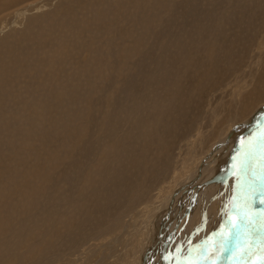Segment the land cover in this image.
Instances as JSON below:
<instances>
[{
	"label": "rangeland",
	"instance_id": "374dc122",
	"mask_svg": "<svg viewBox=\"0 0 264 264\" xmlns=\"http://www.w3.org/2000/svg\"><path fill=\"white\" fill-rule=\"evenodd\" d=\"M253 1L97 0L96 3L95 0H16L9 6L0 5V83L2 85H0L2 117H0V264H69L71 262L69 260L78 256L80 251L81 254L88 248L89 252L101 240L114 234L116 226L121 228L124 219H127V215L130 216L134 210H140L142 207L147 209V205L151 207L163 197L171 195L173 201L169 198L167 206L171 207L173 202V206L182 202L183 209L179 210L168 224H155L154 232L148 222L149 219L146 221V225L151 226L155 237L153 236L151 242L146 240L145 245L141 244L143 247L141 245L140 248L134 247L133 256H135L132 257L131 264L137 262L179 264L188 252L189 244H195L196 239L206 231L204 223H199L198 219L192 221L194 215L183 210L189 208V205L192 206L201 196L209 201L214 186L219 181L222 184L227 178L234 179L233 193H239L242 184L246 185L245 188H248V184L253 186L251 179L241 177L240 173L244 167V155L247 154L245 143L239 152L231 154L224 161L223 170L226 172L223 177L216 175L203 177L201 171L197 170L191 171V175L189 172L184 176L180 173L185 170L182 165L186 158L188 159L186 165L190 162L192 165L194 160L196 162L201 157L205 159L201 158L202 163L199 162V167L210 164L215 158L210 148L215 144H217L215 147H218L217 141L225 137L226 132L244 123L264 104V3L262 4L264 0ZM11 13H14L13 16ZM160 13L163 14L162 17ZM66 15H69V18ZM98 27L101 28L100 31ZM205 32L208 35L211 33V37ZM61 34L66 37L60 36ZM106 38L109 41H104L107 40ZM177 39L183 49L178 45ZM97 40L101 48L97 43H93ZM67 47L70 50L68 53ZM46 49L47 52H44ZM33 51L37 52V56ZM103 52L105 55L102 54ZM52 56L55 59H52ZM96 60L100 62L102 60L100 63L102 67ZM49 65L56 69L53 70ZM77 65L79 70L76 69ZM87 72L88 75L84 74ZM38 74H41V77ZM80 74L82 75L79 76ZM51 76L56 84L53 83ZM39 83L43 87H40ZM63 91H67V94H63ZM8 94H11L12 98L17 95L16 98L19 99L14 97L12 100ZM18 94L19 96L22 94L21 97H18ZM23 99L33 103L28 105L29 103ZM21 106L23 108L26 106L25 110L20 108ZM250 107L253 110L247 113L245 110ZM203 135L206 136L204 138L209 139H204L205 141L203 140L196 149L194 146H189L190 142L200 140L198 138ZM141 147L143 151L140 150ZM194 149L196 151L194 157H187L194 152ZM250 149H254L256 153L255 166L251 165L250 170L257 167V171H250L249 175H255L253 182L255 187H258L264 175L263 132L261 139L254 142ZM135 150H138L137 153ZM139 151L142 154L138 155ZM206 153L209 155L204 157ZM123 161L128 164L124 165ZM213 164L214 162L211 163ZM143 168L145 171L142 170ZM109 172L112 175L109 176ZM176 176H181L179 181L181 183L184 181L182 184H185V186L180 184L182 187L179 185L175 190L180 192L179 195L173 196V192L164 193L171 189V183ZM112 177H116L114 179L117 182L111 179ZM115 183L118 184V188ZM121 183L124 184L122 187ZM98 185H101L100 188ZM115 187L119 189V194L124 192L125 196L122 197L125 198L118 197L112 206L115 204L120 206H115L106 214L102 204L108 196L107 193ZM95 192L98 193V197ZM87 199L88 201H85ZM63 202L64 206H62ZM79 202L81 205L78 204ZM174 211L175 209L171 213ZM101 214L103 215L100 217ZM145 216L143 215V219ZM87 222H91L92 225ZM97 222L103 227L96 225ZM234 223L228 221V229L233 227ZM75 225L79 226L76 228ZM142 226H144L143 230L147 228L142 223L138 229ZM80 227L83 232L79 230ZM85 227L87 231L94 227L96 234L92 233L93 230L89 231L92 233L89 234ZM73 232L78 235H74ZM211 232L208 231V234ZM79 235H83L84 238ZM68 238L71 239L70 242ZM254 242L258 244L254 256L256 258L263 256L264 259V235L260 234L258 240ZM260 248L263 250L257 252ZM77 249L80 251L77 252ZM64 252H67V256Z\"/></svg>",
	"mask_w": 264,
	"mask_h": 264
},
{
	"label": "bare ground",
	"instance_id": "6f19581e",
	"mask_svg": "<svg viewBox=\"0 0 264 264\" xmlns=\"http://www.w3.org/2000/svg\"><path fill=\"white\" fill-rule=\"evenodd\" d=\"M14 1V2H13ZM15 1L16 0H0V5H7V6H9L10 4H12V3H15ZM26 1V0H25ZM96 1V3H98L97 2V0H95ZM143 1V0H142ZM151 1V0H150ZM209 1V0H208ZM211 1V0H210ZM245 1V0H244ZM251 1V0H250ZM253 1V0H252ZM147 2H148V0H147ZM159 2V1H158ZM214 1H212V3H213ZM254 2V1H253ZM143 3H145V2H143ZM149 3H151V2H149ZM156 3V1L154 2V4ZM205 3V2H204ZM256 3V2H255ZM261 3V2H260ZM264 2H262V4H263ZM36 4V3H35ZM146 4V3H145ZM152 4V3H151ZM175 4V3H174ZM149 5V4H148ZM197 5V4H196ZM202 5V4H201ZM201 5H199V6H201ZM261 5V4H260ZM264 5V4H263ZM17 6V5H16ZM33 6V5H32ZM185 6V5H184ZM189 6V5H188ZM193 6V5H192ZM195 6V5H194ZM13 7H14V5H13ZM26 7V6H25ZM29 7V6H28ZM97 7V6H96ZM191 7V6H190ZM8 8V7H7ZM6 8V9H7ZM24 8V7H23ZM175 8V7H174ZM204 8H205V6H204ZM248 8V7H247ZM10 9V8H9ZM14 9V8H13ZM28 9V8H27ZM26 9V10H27ZM72 9V8H71ZM185 9V8H184ZM208 9V8H207ZM3 10V9H2ZM21 10V9H20ZM24 10V9H23ZM25 10V11H26ZM199 10V9H198ZM201 10H202V8H201ZM241 10V9H240ZM5 11V10H4ZM7 11V10H6ZM13 11V10H12ZM149 11H151V10H149ZM159 11H161V10H159ZM179 11V10H178ZM186 11H187V9H186ZM194 11V10H193ZM2 12V11H1ZM8 12V11H7ZM6 12V13H7ZM10 12H11V10H10ZM9 12V13H10ZM19 12V11H18ZM27 12V11H26ZM26 12H24V14H26ZM166 12V11H165ZM169 12V11H168ZM168 12H166V13H168ZM174 12H176V11H174ZM195 12V11H194ZM5 13V14H6ZM15 13V12H14ZM14 13H11L12 14V16H13V14ZM20 13V12H19ZM180 13V12H179ZM198 13V12H197ZM200 13H201V11H200ZM207 13V12H206ZM10 14V15H11ZM17 14V13H16ZM15 14V15H16ZM73 14V13H72ZM90 14V13H89ZM159 14V13H158ZM157 13H156V15H158ZM163 14H165L164 12H163ZM162 13H160V16L161 15H163ZM173 14V13H172ZM171 14V15H172ZM177 14H178V12H177ZM176 14V15H177ZM190 14V13H189ZM8 15V14H7ZM170 15V14H169ZM170 15V16H171ZM21 16V15H20ZM67 16V15H66ZM69 16V15H68ZM67 16V17H68ZM80 16V15H79ZM166 16V15H165ZM204 16V15H203ZM56 17V16H55ZM153 17H154V15H153ZM159 17V16H158ZM162 17V16H161ZM161 17H159V19L161 18ZM194 17V16H193ZM247 17V16H246ZM69 18V17H68ZM76 18V17H75ZM79 18V17H78ZM166 18V17H165ZM168 18V17H167ZM166 18V19H167ZM3 19V18H2ZM64 19V18H63ZM74 19V18H73ZM158 19V18H157ZM175 19L177 20V18L175 17ZM179 19H181V18H179ZM192 19V18H191ZM60 20V19H59ZM161 20V19H160ZM167 20H169V19H167ZM166 20V21H167ZM43 21V20H42ZM60 21H62V20H60ZM59 21V22H60ZM170 21V20H169ZM49 22V21H48ZM63 22V21H62ZM176 22V21H175ZM184 22V21H183ZM40 23V22H39ZM55 23H56V21H55ZM66 23V22H65ZM64 23V24H65ZM180 23V22H179ZM178 23V24H179ZM185 23V22H184ZM2 24H3V22H2ZM53 24V23H52ZM62 24V23H61ZM67 24V23H66ZM84 24V23H83ZM98 24V23H97ZM160 24H161V22H160ZM176 24H177V22H176ZM197 24H199L198 22H197ZM196 24V25H197ZM1 25V24H0ZM51 25V24H50ZM49 25V26H50ZM109 25V24H108ZM162 25H163V23H162ZM162 25H160V26H162ZM171 25V24H170ZM180 25V24H179ZM70 26V25H69ZM199 26V25H198ZM60 27V26H59ZM87 27H88V25H87ZM179 27V26H178ZM196 27V26H195ZM242 27V26H241ZM162 28V27H161ZM160 28V29H161ZM166 28V27H165ZM168 28H170V27H168ZM183 28V27H182ZM198 28V27H197ZM51 29V28H50ZM49 29V30H50ZM53 29V28H52ZM59 29V28H58ZM61 29V28H60ZM65 29V28H64ZM63 29V30H64ZM73 28H71V30H72ZM101 29V28H100ZM100 29H99V27H98V30L100 31ZM108 29V28H107ZM106 29V30H107ZM110 29V28H109ZM159 29V30H160ZM181 29V28H180ZM186 29V28H185ZM195 29V28H194ZM36 30V29H35ZM87 30V29H86ZM121 29H119V31H120ZM162 30V29H161ZM46 31V30H45ZM51 31V30H50ZM55 31H56V29H55ZM118 31V30H117ZM174 31V30H173ZM182 31H183V29H182ZM200 31V30H199ZM20 32V31H19ZM43 32V31H42ZM58 32V31H57ZM60 32H62V30L60 31ZM71 32V31H70ZM72 32H73V30H72ZM87 32H89V31H87ZM104 32V31H103ZM109 32V31H108ZM110 32H112V31H110ZM115 32V31H114ZM162 32V31H161ZM166 32V31H165ZM175 32V31H174ZM191 32V31H190ZM195 32V31H194ZM200 32H202L203 33V31H200ZM206 32H208L207 30H206ZM205 32V34H207ZM59 33V32H58ZM64 33V32H63ZM74 33V32H73ZM93 33V32H92ZM105 33V32H104ZM107 33V32H106ZM17 34V33H16ZM15 34V35H16ZM100 34H102L103 35V33H100ZM166 34H168L167 32H166ZM174 34V33H173ZM185 34V33H184ZM191 33H189V35H190ZM193 34V33H192ZM204 34V35H205ZM211 34V33H210ZM210 34L208 35V36H210ZM36 35V34H35ZM64 35V34H63ZM62 34L60 35V36H62V37H64ZM101 35V36H102ZM113 35V34H112ZM163 36H164V34H162ZM187 35V34H186ZM200 35V34H199ZM40 36V35H39ZM88 36V35H87ZM89 36H91V35H89ZM88 36V37H89ZM159 36H160V34H159ZM168 36V35H167ZM196 36V35H195ZM197 36H198V34H197ZM66 37V36H65ZM92 37V36H91ZM98 37V36H97ZM165 37V36H164ZM172 37H175V36H172ZM211 37V36H210ZM202 38V37H201ZM17 39V38H16ZM80 39H83V38H80ZM107 40H104V41H109L108 40V38H106ZM165 39H166V37H165ZM180 39V38H179ZM186 39V38H185ZM188 39V38H187ZM202 39H204V38H202ZM41 40V39H40ZM73 40V39H72ZM100 40V39H99ZM103 40V39H102ZM101 40V41H102ZM173 40V39H172ZM171 40V41H172ZM195 40V39H194ZM22 41V40H21ZM75 42L77 41V39L76 40H74ZM170 41V42H171ZM177 41H178V39H177ZM187 40H185V42H186ZM201 41V40H200ZM239 41V40H238ZM73 42V41H72ZM88 42H90V41H88ZM173 42H174V40H173ZM185 42H182V43H185ZM188 42V41H187ZM192 42V41H191ZM199 42V41H198ZM208 42V41H207ZM20 43V42H19ZM35 43V42H34ZM63 43V42H62ZM79 43V42H78ZM85 43H86V41H85ZM94 44L95 43H97L98 44V40L97 41H95V42H93ZM176 43V42H175ZM60 44V43H59ZM82 44V43H81ZM87 44V43H86ZM90 44V43H89ZM174 44V43H173ZM177 44V43H176ZM181 44V43H180ZM187 44V43H186ZM185 44V45H186ZM38 45V44H37ZM56 45V44H55ZM76 45V44H75ZM84 45V44H83ZM91 45V44H90ZM99 45V44H98ZM175 45V44H174ZM173 45V46H174ZM178 45H179V41H178ZM184 45V44H183ZM184 45V46H185ZM198 45V44H197ZM213 45V44H212ZM7 46V45H6ZM26 46V45H25ZM28 46V45H27ZM54 46V45H53ZM67 46V45H66ZM78 46V45H77ZM76 46V47H77ZM87 46H88V44H87ZM86 46V47H87ZM102 46V45H101ZM180 47L182 46V45H179ZM24 47V46H23ZM39 47V46H38ZM57 47V46H56ZM81 47V46H80ZM83 47V46H82ZM84 47H85V45H84ZM90 47V46H89ZM99 47H100V45H99ZM176 47V46H175ZM174 47V48H175ZM180 47H178L179 49H180ZM208 47V46H207ZM22 48V47H21ZM28 48H30V47H28ZM44 48V47H43ZM42 48V49H43ZM63 48V47H62ZM68 48V47H67ZM66 48V49H67ZM70 48H71V46H70ZM88 48V47H87ZM101 48V47H100ZM116 48V47H115ZM173 48V47H172ZM177 48V49H178ZM182 49L184 48L183 46L181 47ZM49 49H51V48H49ZM78 49V48H77ZM96 49V48H95ZM108 49V48H107ZM24 50V49H23ZM52 50V49H51ZM50 50V51H51ZM61 50V49H60ZM64 51H65V48L63 49ZM103 50V49H102ZM101 50V51H102ZM106 50V49H105ZM28 51H30L29 49H28ZM36 51H37V49H36ZM49 51V52H50ZM70 50H69V48H68V51H67V53L69 52ZM73 51H75V50H73ZM82 51V50H81ZM85 51V50H84ZM88 51V50H87ZM98 51H100V49L98 50ZM109 51V50H108ZM180 51V50H179ZM232 51V50H231ZM32 52V51H31ZM39 52V51H38ZM44 52H47V49H46V51L44 50ZM49 52L47 53V55L49 56ZM55 52V51H54ZM75 52H77V51H75ZM212 52V51H211ZM234 52V51H233ZM22 53V52H21ZM26 54H27V52H25ZM33 53H35V55H36V53L37 52H34L33 51ZM41 53V52H40ZM51 53V52H50ZM82 53V52H81ZM100 53V52H99ZM108 53V52H107ZM171 53V52H170ZM175 53H178V52H175ZM184 53H185V51H184ZM213 53V52H212ZM30 53H28V55H29ZM61 54V53H60ZM90 54H92V53H90ZM102 54H104V52L102 53ZM110 54H111V52H110ZM169 54V53H168ZM172 54V53H171ZM3 55V54H2ZM23 55V54H22ZM46 55V54H45ZM44 55V56H45ZM52 55V54H51ZM56 55H57V53H56ZM76 55H78V53L76 54ZM81 55V54H80ZM79 55V56H80ZM105 55V54H104ZM107 55V54H106ZM177 55V54H176ZM175 55V56H176ZM211 55H213V54H211ZM231 55V54H230ZM1 56V55H0ZM37 56V55H36ZM35 56V57H36ZM39 56V55H38ZM41 56V55H40ZM43 56V58H46V57H44ZM78 56V57H79ZM83 56V55H82ZM88 56H91V55H88ZM96 56H98V55H96ZM107 56H109V54L107 55ZM106 56V57H107ZM172 56H173V54H172ZM214 56V55H213ZM10 57V56H9ZM14 57H16V56H14ZM58 57H60V56H58ZM77 57V58H78ZM105 57V58H106ZM110 57H112V55L110 56ZM2 58H3V56H2ZM40 58V60H42V58L41 57H39ZM38 58V59H39ZM48 58V57H47ZM57 58V57H56ZM61 58V57H60ZM72 58V57H71ZM71 58H70V61H71ZM83 58V57H82ZM92 58V57H91ZM98 58V57H97ZM100 58H101V56H100ZM99 58V59H100ZM109 58V57H108ZM114 58V57H113ZM165 58H167V57H165ZM180 58V57H179ZM24 59V58H23ZM29 58H27V60H28ZM33 60H35V58H32ZM52 59H55L53 56H52ZM62 59V58H61ZM73 59V58H72ZM168 59V58H167ZM93 60V59H92ZM103 60V59H102ZM102 60H101V62H102ZM104 60H107V59H104ZM16 61V60H15ZM39 61V60H38ZM65 62H66V60H64ZM79 61V60H78ZM81 61V60H80ZM86 61V60H85ZM85 61H84V63H85ZM97 61V63L99 62V64L101 63L100 62V60L98 61V60H96ZM108 61V60H107ZM109 61H111L112 62V60H109ZM159 61H161V60H159ZM168 61V60H167ZM206 61V60H205ZM204 61V62H205ZM53 62H55L54 60H53ZM91 62V61H90ZM106 62V61H105ZM104 62V63H105ZM166 62V61H165ZM180 62V61H179ZM19 63V62H18ZM47 62H45V64H46ZM49 63V62H48ZM89 63V62H88ZM88 63H86V64H88ZM97 63H96V65H97ZM160 63V62H159ZM185 63V62H184ZM2 64V63H1ZM15 64H17V61H16V63ZM35 64V63H34ZM54 64V63H53ZM68 64V63H67ZM85 64V65H86ZM98 64V65H99ZM106 64V63H105ZM108 64H110L109 62H108ZM107 64V65H108ZM162 64V63H161ZM183 64V63H182ZM21 65V64H20ZM24 65V64H23ZM153 65H160V64H154L153 63ZM1 66V65H0ZM11 66H12V64H11ZM15 66V65H14ZM48 66V65H47ZM49 66H51V65H49ZM88 66V65H87ZM100 66L102 67V65L100 64ZM104 66V65H103ZM106 66V65H105ZM38 67V66H37ZM53 66H51L50 68H52ZM55 67V66H54ZM60 67H61V65H60ZM60 67H58V69H61ZM109 67H110V65H109ZM10 68V67H9ZM17 68V67H16ZM79 67H78V65H77V68L76 69H78ZM104 68V67H103ZM161 68V67H160ZM187 68H188V66H187ZM21 69V68H20ZM26 69V68H25ZM28 69V68H27ZM53 70H55L56 68H52ZM57 69V70H58ZM68 69V68H67ZM156 69H158V68H156ZM186 69V68H185ZM30 70V69H29ZM43 70H44V68H43ZM79 70V69H78ZM77 70V71H78ZM87 70V69H86ZM164 70V69H163ZM30 71H32V70H30ZM83 71H84V69H83ZM150 71V70H149ZM149 71H147V72H149ZM152 71V70H151ZM157 71V70H156ZM160 71H162L161 69H160ZM174 71V70H173ZM43 72V71H42ZM51 71L49 70V73H50ZM53 72V71H52ZM57 72V71H56ZM76 72V71H75ZM80 72H81V70H80ZM9 73V72H8ZM39 73V72H38ZM47 73V72H46ZM62 73V72H61ZM68 73V72H67ZM149 73H151V72H149ZM149 73H148V75H149ZM11 74V73H10ZM45 74V73H44ZM60 74V73H59ZM63 74H64V70H63ZM72 74V73H71ZM84 74H89V72H87V73H84ZM161 74V73H160ZM164 74V73H163ZM166 74V73H165ZM184 74V73H183ZM187 74V73H186ZM2 75V74H1ZM4 75V74H3ZM7 75V74H6ZM41 75V74H40ZM39 74H38V76H40ZM51 75V74H50ZM52 75H54L53 73H52ZM56 75H58V73L56 74ZM82 74H80L79 76H81ZM45 76H46V74H45ZM44 76V77H45ZM77 75H75V77H76ZM85 76V75H84ZM83 76V77H84ZM158 76V75H157ZM179 76V75H178ZM182 76V75H181ZM1 77V76H0ZM4 77V76H3ZM7 77H8V75H7ZM41 77V76H40ZM42 77H43V75H42ZM71 77V76H70ZM69 77V78H70ZM73 77H74V75H73ZM166 77H167V75H166ZM5 78V77H4ZM48 78V77H47ZM47 78H45L46 80H48ZM51 78H52V76H51ZM57 78V77H56ZM68 78V79H69ZM87 78V77H86ZM14 79V78H13ZM40 79V78H39ZM50 79V78H49ZM53 79V78H52ZM72 79V78H71ZM74 79V78H73ZM78 79H79V77H78ZM84 79V78H83ZM160 79V78H159ZM168 79V78H167ZM42 80V79H41ZM45 80V81H46ZM55 79H53V81H54ZM70 80V79H69ZM81 80V79H80ZM152 80H153V78H152ZM151 80V81H152ZM23 81V80H22ZM27 81V80H26ZM51 81V80H50ZM49 81V83H51ZM52 81V82H53ZM79 81V80H78ZM83 81V80H82ZM154 81V80H153ZM164 81V80H163ZM36 82V81H35ZM75 82V81H74ZM77 82V81H76ZM75 82V83H76ZM32 83V82H31ZM41 83V82H40ZM40 83L38 84L40 87H43V86H41L40 85ZM54 84H56L55 83V81L53 82ZM85 82H83V84H84ZM161 83H163V82H161ZM41 84H43V83H41ZM70 84V83H69ZM86 84V83H85ZM0 85H1V83H0ZM35 85V84H34ZM37 85V86H38ZM64 85V84H63ZM159 85V84H158ZM2 86V85H1ZM37 86H35V87H37ZM45 86H47V85H45ZM52 86V85H51ZM85 86V85H84ZM156 86V85H155ZM164 86V85H163ZM15 87V86H14ZM33 87V86H32ZM39 87V88H40ZM48 87V86H47ZM159 87V86H158ZM157 87V88H158ZM165 87V86H164ZM15 88H17V87H15ZM19 88V87H18ZM38 88V89H39ZM163 88V87H162ZM19 89H21V88H19ZM18 89V90H19ZM37 89V90H38ZM42 89V88H41ZM164 89V88H163ZM10 90V89H9ZM15 90V89H14ZM13 90V91H14ZM17 90V89H16ZM44 90V89H43ZM165 90H166V87H165ZM11 91V90H10ZM9 91V92H10ZM21 91V90H20ZM167 91V90H166ZM8 92V91H7ZM22 92V91H21ZM11 93V92H10ZM13 93V92H12ZM16 93H18V91H16ZM64 93H66L67 94V91L66 92H64L63 91V94ZM74 93V92H73ZM164 94H165V92H163ZM9 95V94H8ZM22 95V94H21ZM21 95L19 96V94H18V97H21ZM156 95V94H155ZM154 95V96H155ZM10 97H11V94L9 95ZM17 96V95H16ZM16 96H14L15 98H16ZM25 96L26 97H28L26 94H25ZM14 97L12 98V100L14 99ZM62 97V96H61ZM60 97V98H61ZM67 98H69V97H66V99ZM17 100L19 99V98H16ZM25 99H27V98H25ZM28 99H29V97H28ZM27 99V100H28ZM166 99V98H165ZM11 100V99H10ZM9 99H8V101H10ZM16 100V101H17ZM27 100H24L23 99V101H27ZM32 100V99H31ZM62 101L64 100V99H61ZM154 100V99H153ZM167 100V99H166ZM22 101V100H21ZM22 101V102H23ZM29 101V100H28ZM27 101V103H29ZM67 101V100H66ZM173 101V100H172ZM11 102H14V101H11ZM22 102H21V104H22ZM58 102H60V101H58ZM65 102V101H64ZM139 102V101H138ZM168 102V101H167ZM169 102H171V101H169ZM174 102V101H173ZM4 103V102H3ZM16 103H18V102H16ZM30 103H33V102H30ZM30 103L28 104V105H30ZM67 103V102H66ZM66 103H64L65 105H67ZM74 103V102H73ZM42 104V103H41ZM45 104V103H44ZM166 104H168V103H166ZM173 104V103H172ZM14 105H16V104H14ZM18 105V104H17ZM20 105V104H19ZM27 105V104H26ZM27 105V107L29 108V106ZM60 105V104H59ZM63 105V104H62ZM65 105H64V107H65ZM12 106V105H11ZM57 106V105H56ZM68 106V105H67ZM264 104L263 105H261L260 107L261 108H259V109H257L256 110V112L252 115V116H250L249 118H248V120H245V122L244 123H241V125H238L236 128H234V129H231V130H229L228 132H226V134H225V137L223 138V137H221L222 139H220L219 140V142L217 141V143H218V147H215L217 144H215V145H213L211 148H210V151H213V155L215 156V158L213 159V160H211V162H210V164H207L206 166H203V167H199V162L200 163H202L201 161H202V159L201 158H199V159H197L196 160V162H195V160H194V163L191 165L190 163L188 164V165H186V162L188 161V159L186 160H184V164L182 165L183 167V169L185 168V170L183 171V172H180L181 174H182V176H184V174L186 173V172H189V174L191 175L192 173H191V171H194V170H197V171H201V173L203 174V177H209L210 175H216L217 177H223V174L226 172L225 170H223V168L225 167L224 166V161H226V159H227V157L228 156H230L231 154H235V152L237 153V152H239V149L241 148V146L245 143V145H246V147H245V150L247 151V154L246 155H244V157H245V160H244V163H243V170L242 171H240V173L242 174L241 175V177H248L249 178V180L251 179V183H253V186L251 185V184H248V188H245L246 187V185H243L242 184V186L240 187L241 188V190H240V192L239 193H233V191H232V188H233V185H234V179L233 178H227L226 179V181H224L222 184L220 183V181L218 182V184H216L215 186H214V188L212 189V192H211V196L209 197V201H207V199L204 197V196H201V198L199 199V200H197V201H195V203L191 206V205H189V208H185L183 211L185 212V211H189V213L190 214H192V215H194V217L195 218H192L191 220L192 221H194L195 219H198L199 220V223H204L205 225L204 226H206V231H207V228H208V231L210 232V231H212L211 233H209L208 234V231L206 232H204L203 233V235L200 237V238H197L196 239V241H195V244L193 243V245H190L189 244V250H188V252L186 253V255L184 256V258L183 259H181L180 260V262H179V264H258V263H261V262H264L263 260V256H262V258H259L258 256H257V258H256V256H254V253H255V251H256V249H257V247H258V244H257V242H254V241H256V240H258V237L260 236V234L262 235H264V175L261 177V182H259L258 183V187H255V183L253 182V177H255V175H252V176H250L249 175V172L250 171H254L255 170V172L257 171V167H255V168H253L252 170H250L251 169V165H253V166H255V157H256V153H255V150L254 149H250V147L252 146V144L254 143V142H257V140H259V139H261V133L263 132V134H264V117H263V115H264ZM17 107H19V106H17ZM17 107H14L15 109L17 108ZM63 107V106H62ZM20 108H22V109H24L25 110V108H26V106H25V108H23L22 106L20 107ZM19 108V109H20ZM133 108V107H132ZM163 108V107H162ZM13 109V108H12ZM14 109V110H15ZM18 108H17V110H19ZM31 109V108H30ZM37 109V108H36ZM36 109H34V110H36ZM134 109V108H133ZM169 109V108H168ZM163 110H165V109H163ZM173 110V109H172ZM253 110V108H248V109H246L245 111L248 113L249 111H252ZM28 111V110H27ZM37 111V110H36ZM135 111V110H134ZM170 111H171V109H170ZM20 112V111H19ZM18 112V113H19ZM32 112H33V110H32ZM168 113V112H167ZM170 113H172V112H170ZM2 114V113H1ZM20 114H21V112H20ZM30 114V113H29ZM38 114V113H37ZM40 114V113H39ZM169 114V113H168ZM36 115V114H35ZM34 115V116H35ZM127 115V114H126ZM125 115V116H126ZM131 115V114H130ZM135 115V114H134ZM169 115H171V114H169ZM5 116V115H4ZM18 116V115H17ZM33 116V115H32ZM128 116V115H127ZM0 117H1V115H0ZM123 117V116H122ZM133 117V116H132ZM2 118V117H1ZM8 118V117H7ZM6 118V119H7ZM34 118V117H33ZM126 118V117H125ZM134 118V117H133ZM132 118V119H133ZM164 118V117H163ZM163 118H161L163 121H164V119ZM5 119V118H4ZM14 119V118H13ZM131 119V120H132ZM165 119H167L166 117H165ZM2 120V119H1ZM135 120H137L136 118H135ZM2 121H5V120H2ZM9 121V120H8ZM22 121V120H21ZM125 121V120H124ZM140 121V120H139ZM203 121V120H202ZM206 121V120H205ZM204 121V122H205ZM216 121V120H215ZM10 122V121H9ZM130 122V121H129ZM133 122V121H132ZM137 122H138V120H137ZM162 121H160V123H161ZM166 122V121H165ZM171 122H172V120H171ZM139 123V122H138ZM159 123V122H158ZM127 124V123H126ZM1 125H2V123H1ZM9 125V124H8ZM132 125V124H131ZM140 125V124H139ZM159 125H161V124H159ZM159 125H157V126H159ZM199 125H201L200 123H199ZM17 126V125H16ZM162 126V125H161ZM160 126V127H161ZM103 127V126H102ZM194 127H196V126H194ZM6 128V127H5ZM197 128H198V125H197ZM196 128V129H197ZM205 128V127H204ZM105 129V128H104ZM152 129H155V128H152ZM157 129V128H156ZM196 129H195V131H196ZM201 129H203V128H201ZM158 130H160V129H158ZM193 130V129H192ZM153 131V130H152ZM172 131V130H171ZM173 131H175V130H173ZM197 131H198V129H197ZM159 132V131H158ZM214 132V131H213ZM171 133V132H170ZM190 133V132H189ZM199 133V132H198ZM197 133V134H198ZM212 133V132H211ZM173 134V133H172ZM196 134V135H197ZM213 134V133H212ZM134 135V134H133ZM171 135V134H170ZM194 135V134H193ZM195 135V136H196ZM211 135V134H210ZM204 136L205 135H203L202 137H199L198 139H200V140H197V141H193V142H190V144H189V146L190 147H195V149L202 143V141L204 140V139H206V140H208L209 138H204ZM193 138H194V136H192ZM197 137H198V135H197ZM206 137V136H205ZM212 137V136H211ZM15 140V139H14ZM173 141V140H172ZM187 141V140H186ZM205 141V140H204ZM250 141H251V144H250ZM98 142V141H97ZM141 142V141H140ZM140 142H139V145H140ZM195 142H197L196 144H195ZM209 142V141H208ZM134 143V142H133ZM138 143V142H137ZM172 143V142H171ZM135 144V143H134ZM220 144H224L223 146H219ZM98 145V144H97ZM123 145V144H122ZM136 146V145H135ZM142 146V145H141ZM248 146H250V147H248ZM138 148V147H137ZM136 148V149H137ZM216 148V149H215ZM128 149V148H127ZM195 149H194V152L190 155V156H187V157H191V156H193L194 157V154H195ZM229 150V151H224V150ZM236 149V150H235ZM139 150V149H138ZM137 150V151H138ZM140 150H142V147L140 148ZM147 150V149H146ZM13 151V150H12ZM125 151H127V150H125ZM136 151V150H135ZM137 151H136V153H137ZM143 151V150H142ZM241 151V150H240ZM10 152V151H9ZM129 152H130V150H129ZM146 152V151H145ZM139 153H140V151L138 152V155H139ZM132 154V153H131ZM140 154H142V153H140ZM97 155V154H96ZM129 155V154H128ZM134 155V154H133ZM143 155H144V152H143ZM206 155V156H205ZM209 155V154H208ZM207 155V153L206 154H204V157H207L208 156ZM102 156V155H101ZM119 156V155H118ZM137 156V155H136ZM145 156V155H144ZM147 156V155H146ZM149 156V155H148ZM124 157V156H123ZM129 157V156H128ZM134 157V156H133ZM141 157H142V155H141ZM236 157V156H235ZM136 158V157H135ZM143 158V157H142ZM141 158V159H142ZM148 158V157H147ZM125 159V158H124ZM128 159H131V158H128ZM134 159V158H133ZM189 159H191V158H189ZM201 159V160H200ZM205 159V158H204ZM203 159V160H204ZM208 159V158H207ZM232 159V158H231ZM94 160V159H93ZM139 160V159H138ZM143 160H145V159H143ZM172 160L174 161V158L172 157ZM233 160V159H232ZM231 160V161H232ZM235 160V159H234ZM130 161V160H129ZM146 161V160H145ZM230 161V162H231ZM132 162V161H131ZM141 162V161H140ZM212 162H214V164L213 165H211V163ZM123 163H124V161H123ZM130 163V162H129ZM136 163V162H135ZM138 163V162H137ZM136 163V164H137ZM145 163V162H144ZM208 163V162H207ZM231 163H233L234 164V162L232 161ZM128 164V163H127ZM127 164H125L124 163V165H127ZM226 164V163H225ZM173 165V164H172ZM201 165V164H200ZM204 165V164H203ZM231 165V164H230ZM134 166V165H133ZM143 166V165H142ZM141 166V167H142ZM132 167V166H131ZM144 167V166H143ZM234 167H236V165L234 166ZM169 168V167H168ZM241 168V167H240ZM136 169V168H135ZM228 169H229V167H228ZM137 170V169H136ZM142 170H144L145 171V169L143 168ZM230 170V169H229ZM230 172H231V170H230ZM110 173V172H109ZM197 173V172H196ZM195 173V174H196ZM234 173V172H233ZM109 176L110 175H112L111 173L110 174H108ZM227 175V174H226ZM229 175V174H228ZM198 176V175H197ZM196 176V177H197ZM96 177V176H95ZM94 177V178H95ZM102 177V176H101ZM106 177V176H105ZM133 177V176H132ZM191 177V176H190ZM231 177V176H230ZM234 177V176H233ZM103 178V177H102ZM107 178V177H106ZM114 178H116V177H112L111 179H114ZM192 178V177H191ZM195 178V177H194ZM179 179H181V176L180 177H174V180L172 181V186H171V189L169 190V191H166V192H164V193H171V192H173L174 194H173V196L174 195H179V191H177V192H175V190H177L179 187V185L181 184V185H184L185 186V184H182L180 181H179ZM201 179V178H200ZM199 179V180H200ZM205 179V178H204ZM233 179V180H232ZM115 180V179H114ZM203 180V179H202ZM106 181V180H105ZM110 181V180H109ZM191 181V180H190ZM100 182V181H99ZM107 182V181H106ZM114 181H112V183H113ZM115 182H117L116 180H115ZM109 183V182H108ZM120 183V182H119ZM124 183V182H123ZM191 183V182H190ZM228 183H230L228 186H226V184H228ZM103 184H105V183H103ZM114 184V183H113ZM116 184V183H115ZM122 184V183H121ZM124 184H126V183H124ZM124 184H122L121 185V187L124 185ZM192 184V183H191ZM180 185V187H182ZM194 185V184H193ZM91 186H93V185H91ZM99 186V185H98ZM101 186V185H100ZM100 186H99V188H100ZM108 186V185H107ZM107 186H105L106 188H107ZM110 187H111V185H109ZM115 186V185H114ZM118 186V184H116V187ZM175 186V187H174ZM226 186V188H224ZM96 187V186H95ZM103 187V186H102ZM112 188L108 193H107V195L108 196H106L107 198L104 200V202H103V204H102V207H103V209L105 210V212H106V214L108 213V211H110L111 209H113V208H115V206H120V204L118 205V204H115V206H112V203H114L115 202V200L118 198V197H122L123 195H124V192L122 191L120 194H119V189H117V188ZM124 187H126V186H124ZM173 187H174V189H173ZM89 188V187H88ZM91 188H93L94 189V187H91ZM98 188V189H99ZM109 188V187H108ZM128 187H126V189H127ZM181 189V188H180ZM194 189V188H193ZM246 189L248 190V191H246ZM89 190V189H88ZM97 190V189H96ZM103 190V189H102ZM127 190H129V189H127ZM90 191V190H89ZM99 191H101V190H99ZM104 191H105V188H104ZM108 191V190H107ZM119 191V192H118ZM125 191V190H124ZM93 193H94V191H92ZM128 192V191H127ZM92 193V194H93ZM105 193H106V191H105ZM130 193V192H129ZM208 193V192H207ZM92 194H90V195H92ZM95 194H96V192H95ZM94 194V195H95ZM98 194V193H97ZM97 194H96V196H97ZM134 194H136V193H134ZM187 194V193H186ZM185 194V195H186ZM195 194V193H194ZM194 194L192 195V197L194 196ZM209 194V193H208ZM233 194V195H232ZM86 195V194H85ZM131 195H133V194H131ZM138 195V194H137ZM136 195V196H137ZM93 196V195H92ZM100 196V195H99ZM102 196V195H101ZM104 196V195H103ZM102 196V197H103ZM125 196V195H124ZM172 196V195H171ZM171 196H169V197H163V199H161V201L160 202H157V203H155V204H153L152 206H153V208H151V207H149V205H147V209L145 208V207H142V208H140V210H134L133 212H132V214L130 215V216H128L127 215V219H124V221L125 222H123L122 223V225L120 226L121 228H118L117 226H116V231L114 232V234H112V235H110L109 237H107V238H105V239H103V240H101L100 241V243H98L97 245H95L94 247H92L91 249H90V251L88 252V248H87V246H85L87 249L83 252V253H81L80 254V250L79 249H77V252H79V255L78 256H76L75 258H73L72 260H69V261H71V262H69V264H131V260H132V257H134L133 256V253H134V247H138V248H140V245L141 244H144L145 245V241L146 240H152L153 239V232H154V230L156 231V229H155V224H158V225H164V223H169L170 222V219H172L176 214H177V212H179V210H181V209H183V206H184V203H182V202H180L178 205H176V206H173V204H174V202L172 203V205H171V207H169V206H167V203H169L168 202V199L169 198H171ZM98 197V196H97ZM120 197V198H121ZM131 197V196H130ZM133 197V196H132ZM138 197V196H137ZM191 197V198H192ZM85 198H86V196H85ZM123 198V197H122ZM125 198V197H124ZM123 198V199H124ZM129 198V197H128ZM136 198V197H135ZM178 199H179V197H178ZM177 199V200H178ZM18 200V199H17ZM21 200V199H20ZM129 200V199H128ZM130 200H131V198H130ZM134 200V199H133ZM171 200H172V198H171ZM177 200H175V201H177ZM191 200V199H190ZM85 201H88V199L87 200H85ZM117 201V200H116ZM127 201V200H126ZM173 201V200H172ZM19 202V201H18ZM67 202V201H66ZM68 202H69V200H68ZM71 202V201H70ZM128 202V201H127ZM129 202H133V201H129ZM12 203V202H11ZM15 203H16V201H15ZM74 203V202H73ZM82 203H84L83 201H82ZM89 203V202H88ZM92 203H93V201H92ZM116 203V202H115ZM178 203V202H177ZM12 204H14V203H12ZM71 205H72V203H70ZM78 204H80L81 205V203L79 202ZM124 204V203H123ZM129 204H131V203H129ZM146 204V203H145ZM15 205V204H14ZM13 205V206H14ZM23 205V204H22ZM66 205H68V204H66ZM75 205V204H74ZM84 205V204H83ZM86 205V204H85ZM122 205V204H121ZM133 205H135L136 206V204H133ZM57 206V205H56ZM62 206H64V202L62 203ZM77 206V205H76ZM127 206V205H126ZM11 207H12V205H11ZM69 207V206H68ZM74 207V206H73ZM78 207V206H77ZM76 207V208H77ZM130 208H132L131 206H129ZM78 208H80V207H78ZM119 208V207H118ZM56 209V208H55ZM54 209V210H55ZM57 209H59V208H57ZM56 209V210H57ZM81 209V208H80ZM86 209V208H85ZM173 209H175V211H174V213H171V211H173ZM193 209V210H192ZM83 210V209H82ZM13 211H14V209H13ZM84 211H86V210H84ZM103 211V210H102ZM56 212V211H55ZM92 212V211H91ZM100 212V211H99ZM111 212V211H110ZM115 212H117L116 210H115ZM92 213H94V212H92ZM13 214V213H12ZM98 214V213H97ZM100 214V213H99ZM87 215V214H86ZM103 214H101L100 215V217L102 216ZM111 215H113V214H111ZM143 215H146L145 216V218L143 219ZM57 216V215H56ZM92 216V215H91ZM108 216V215H107ZM95 217V216H94ZM104 217V216H103ZM13 218H14V215H13ZM89 218V217H88ZM91 218V217H90ZM98 218V217H97ZM97 218H95L96 220H97ZM119 218V220H121L120 219V217H118ZM15 219H16V217H15ZM95 219H93V220H95ZM149 219V223L151 224V226H152V230H153V232H152V230H151V226H147L146 225V221ZM175 219V218H174ZM244 219H246L245 221H244ZM17 220V219H16ZM53 220V219H52ZM90 220V219H89ZM105 220V219H104ZM33 221H35V220H33ZM56 221V220H55ZM111 221H112V219H111ZM230 222V223H233V222H235L234 223V225H233V227H231V228H229L228 229V226H229V224L227 225V222ZM37 222V221H36ZM36 222H35V224H36ZM54 222V221H53ZM99 222V221H98ZM98 222H97V224L96 225H99L98 224ZM116 222V221H115ZM208 222V223H207ZM244 222V223H243ZM27 223V222H26ZM88 223V222H87ZM100 223H102V222H100ZM107 223V222H106ZM105 223V224H106ZM145 224V226H147V228H145L144 230H143V228H144V226H142V228H140V229H138L139 228V226L141 225V224ZM160 223V224H159ZM241 223H243V226L241 227V229H239V231H237V226H239ZM5 224V223H4ZM3 224V225H4ZM8 224V223H7ZM6 224V225H7ZM32 224H34L33 222H32ZM89 225L91 224V222L90 223H88ZM95 224H93V225H95ZM104 224V223H103ZM148 224V223H147ZM1 225V224H0ZM17 225V224H16ZM47 225H49V224H47ZM50 225H51V223H50ZM71 225V224H70ZM92 225V224H91ZM102 225V224H101ZM101 225H99V226H101ZM107 225V224H106ZM174 225V224H173ZM196 225V224H195ZM194 225V226H195ZM197 225H198V223H197ZM24 226V225H23ZM22 226V227H23ZM39 226H41V225H39ZM39 226H36V227H39ZM46 226V225H45ZM76 226V225H75ZM79 225H77L76 226V228L78 227ZM81 226H82V223H81ZM85 226V225H84ZM98 226V227H99ZM171 226V225H170ZM29 227H30V225H29ZM102 227H103V225H102ZM200 227V226H199ZM203 227V226H202ZM13 228V227H12ZM24 228V227H23ZM82 228H84V227H82ZM86 228V227H85ZM88 228H90V227H88ZM92 228V227H91ZM159 228H161V226L159 227ZM170 228V227H169ZM174 228V227H173ZM181 228V227H180ZM198 228V227H197ZM4 229H5V227H4ZM14 229H15V227H14ZM17 229V228H16ZM19 229V228H18ZM45 229V228H44ZM49 229V228H48ZM66 229V228H65ZM30 229H28V231H29ZM45 230H47V228L45 229ZM50 230V229H49ZM75 230H77V229H75ZM79 230H81L82 232H83V229H81V227L79 228ZM78 230V231H79ZM88 229L86 228V231H87ZM91 230H93V232L92 233H94V234H96L95 233V231H94V227H93V229H91ZM91 230H89L90 232H91ZM171 230V229H170ZM190 230V229H189ZM201 230V229H200ZM13 231V230H12ZM20 231H22L21 229H20ZM74 231V230H73ZM81 231H80V233H81ZM89 231H87L88 233H89ZM197 231H199V230H197ZM16 232V231H15ZM40 232V231H39ZM66 232V231H65ZM85 232V231H84ZM18 233V232H17ZM74 233V232H73ZM92 233H89V234H92ZM157 233V232H156ZM41 234H42V231H41ZM76 233H74V235H75ZM81 234H83V233H81ZM178 234H179V232H178ZM8 235V234H7ZM65 235V234H64ZM74 235H73V237H74ZM76 235H78V233L76 234ZM84 235V234H83ZM83 235H79L80 237L82 236V238H84L83 237ZM85 235H87L86 233H85ZM162 235V234H161ZM160 235V237L162 238V236ZM181 235V234H180ZM187 235V234H186ZM66 236H68V235H66ZM88 236V235H87ZM90 236H92V235H90ZM89 236V238L91 239V237ZM43 237H44V235H43ZM97 237V236H96ZM155 237V236H154ZM181 237H183V235L181 236ZM11 238V237H10ZM72 238V237H71ZM95 238V237H94ZM99 238V237H98ZM97 238V239H98ZM177 238V237H176ZM188 238V237H187ZM61 240H63L62 238H60ZM69 239V242L71 241V239L70 238H68ZM77 239V238H76ZM96 239V238H95ZM157 239H159V238H157ZM156 239V240H157ZM163 240H164V238H162ZM178 239V238H177ZM253 239H255V240H253ZM260 239V238H259ZM29 240V239H28ZM66 240V239H65ZM78 240V242H79V239H77ZM76 240V241H77ZM92 240V239H91ZM160 240V239H159ZM179 240V239H178ZM182 240H184V239H182ZM190 240V239H189ZM253 240V241H252ZM82 241H83V239H82ZM198 241V242H197ZM5 242V241H4ZM67 242V241H66ZM74 242H75V240H74ZM84 242V241H83ZM85 242H86V240H85ZM151 242V241H150ZM149 242V243H150ZM170 242V241H169ZM251 242V243H250ZM65 243V242H64ZM68 243V242H67ZM87 243H89V242H87ZM159 243V242H158ZM187 243V242H186ZM185 243V244H186ZM262 243V242H261ZM5 244H7V242L5 243ZM85 244V243H84ZM174 244V243H173ZM192 244V243H191ZM1 245V244H0ZM14 245V244H13ZM74 245H75V243H74ZM82 245V244H81ZM80 245V246H81ZM85 245H87V244H85ZM150 245V244H149ZM10 246V245H9ZM66 246V245H65ZM83 246V245H82ZM88 246H89V244H88ZM142 247H143V245H141ZM146 246H148V245H146ZM173 246V245H172ZM176 245H174V247H175ZM56 247V246H55ZM76 247V246H75ZM154 247V246H153ZM174 247H173V250H174ZM178 247H179V245H178ZM264 247V246H263ZM262 247V248H263ZM21 248V247H20ZM57 248V247H56ZM55 248V249H56ZM80 249H81V247H79ZM137 248V250H139ZM163 248V247H162ZM24 249V248H23ZM52 249V248H51ZM59 249V248H58ZM58 249H57V252H58ZM66 249V248H65ZM82 249H83V247H82ZM147 249V248H146ZM146 249H145V251H146ZM153 249V248H152ZM155 249V248H154ZM1 250V249H0ZM22 250V249H21ZM25 250V249H24ZM79 250V251H78ZM84 250V249H83ZM172 250V251H173ZM261 250H263V249H259L257 252H260ZM61 251H62V249H61ZM69 251V250H68ZM72 251V250H71ZM144 251V250H143ZM142 251V252H143ZM155 251V250H154ZM3 252V251H2ZM9 252H10V250H9ZM74 252H75V250H74ZM76 252V253H77ZM136 252V251H135ZM65 253V252H64ZM159 253V252H158ZM157 253V255H159ZM183 253V252H182ZM263 253V252H262ZM5 254H7V253H5ZM19 254V253H18ZM44 254V253H43ZM42 254V255H43ZM55 255H56V253H54ZM66 254V256H67V252L65 253ZM64 254V255H65ZM73 255H74V253H72ZM78 254V253H77ZM58 255V254H57ZM136 255H137V253H136ZM256 255V254H255ZM258 255V254H257ZM260 255V254H259ZM62 256V255H61ZM68 256H69V254H68ZM75 256V255H74ZM141 256H142V254H141ZM56 258H57V256H55ZM65 257V256H64ZM156 257V256H155ZM169 257V256H168ZM179 258V257H178ZM1 259V258H0ZM19 259H21V258H19ZM18 259V260H19ZM25 259V258H24ZM134 259V258H133ZM141 259V261L143 260L142 258H140ZM139 259V260H140ZM158 259H160V257L158 258ZM262 259V260H261ZM62 260V259H61ZM152 260V259H151ZM261 260V261H260ZM1 261V260H0ZM8 261V260H7ZM171 261H172V259H171ZM172 262H174V261H172ZM134 263V262H133ZM139 263H141V262H139ZM138 262H137V264H139ZM142 263H144L143 261H142ZM145 264V263H144Z\"/></svg>",
	"mask_w": 264,
	"mask_h": 264
},
{
	"label": "water",
	"instance_id": "95a60500",
	"mask_svg": "<svg viewBox=\"0 0 264 264\" xmlns=\"http://www.w3.org/2000/svg\"><path fill=\"white\" fill-rule=\"evenodd\" d=\"M246 219H244L245 221ZM244 223V222H243ZM243 223H241L239 226H237V231H239V229H241V227L243 226Z\"/></svg>",
	"mask_w": 264,
	"mask_h": 264
}]
</instances>
